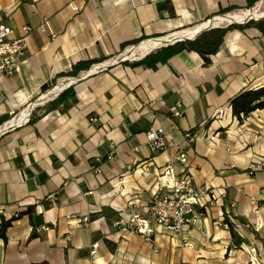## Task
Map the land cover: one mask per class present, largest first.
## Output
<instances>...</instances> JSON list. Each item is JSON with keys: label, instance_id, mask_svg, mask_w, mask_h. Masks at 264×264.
<instances>
[{"label": "crops", "instance_id": "crops-1", "mask_svg": "<svg viewBox=\"0 0 264 264\" xmlns=\"http://www.w3.org/2000/svg\"><path fill=\"white\" fill-rule=\"evenodd\" d=\"M248 4L0 0V23L14 38L26 26L48 27L27 37L24 63L0 83V132L15 127L0 137V224L30 206L44 222L33 240L29 216L13 223L7 241L0 235V264H250L253 248L264 264L255 236L264 239V226L256 227L264 225V167L252 170L264 163V110L240 122L230 107L241 91L264 86V33L229 31L209 65L189 51L157 69L116 62L143 45L154 52L161 39L190 37L221 10ZM88 61L104 62L68 77ZM74 79L76 103L50 110ZM151 132L166 137L164 150L152 149ZM181 151L188 163L178 171L208 191L200 220L180 234L154 225L151 242L117 230V220L147 213L162 169ZM226 217L241 226L240 247Z\"/></svg>", "mask_w": 264, "mask_h": 264}, {"label": "built area", "instance_id": "built-area-1", "mask_svg": "<svg viewBox=\"0 0 264 264\" xmlns=\"http://www.w3.org/2000/svg\"><path fill=\"white\" fill-rule=\"evenodd\" d=\"M256 7L254 8V10ZM77 10V8H75ZM231 15H225L228 17ZM221 17L209 23L202 29L208 31L220 28L223 23H217ZM228 26L230 25L229 22ZM36 30L47 32V25L39 28H32L29 26L23 27L24 36L21 38H14V31L3 23H0V83L6 78L13 77L19 70V66L24 63V56L27 51V37ZM201 30V29H199ZM197 30L196 33L199 31ZM195 33V34H196ZM193 36V35H192ZM190 36V37H192ZM180 36H173L167 39H161L163 42L157 48L167 47L164 42H171V45L176 43L175 39ZM170 46V45H169ZM134 53V52H133ZM131 53L129 56L125 55L120 59L125 62H136L150 53L140 55L138 52ZM54 89V88H53ZM51 89V91L53 90ZM182 104L176 103L173 109V115L178 118L182 115ZM221 115V113H220ZM187 138H191L188 134ZM148 141L152 149L162 151L167 147L166 137L158 132H151L148 134ZM114 154L112 153L111 156ZM188 163V153L181 151L175 158H172L167 165L162 169L159 175L153 193V198L148 206L147 213L142 215L140 213H132L126 219L121 218L114 223V227L123 233H135L143 236L147 241H152L155 230L154 225L160 226L171 233L180 234L186 227L195 225L201 218V209L204 207L202 198L208 195V191L204 188H197L194 178L186 169L178 171L177 167L185 166ZM264 167V163L256 165L252 168L253 171H259ZM231 222L235 223L234 219L230 217ZM264 225L261 222L256 223L257 228H262ZM225 227L229 229V225ZM241 226L235 225L236 229ZM188 245V244H187ZM94 248H97L95 245ZM95 252L93 251L92 254ZM250 264H260L259 257L255 248L250 250Z\"/></svg>", "mask_w": 264, "mask_h": 264}, {"label": "trees", "instance_id": "trees-1", "mask_svg": "<svg viewBox=\"0 0 264 264\" xmlns=\"http://www.w3.org/2000/svg\"><path fill=\"white\" fill-rule=\"evenodd\" d=\"M259 0H248L249 7L251 8ZM231 12L230 10H221L220 14L224 15ZM243 21H239L241 23ZM248 28H257L262 33H264V19L260 21L252 20L245 25H229L226 27L215 28L210 31L204 32L195 40H187L178 42L174 45L163 47L157 49L156 51L150 53L143 59L130 63L128 61L123 62L125 65H130L133 67L146 66L151 69H157L158 65L166 64L172 57L184 52H197L205 61L206 65H209L211 62L210 57L215 55L224 42V38L229 31L232 30H245ZM140 41H135L133 44H138ZM104 61H88L84 63H79L74 66L73 70L68 74V77H78L81 72L89 71L93 65L101 63ZM50 86L45 85L42 89L43 92H46ZM76 94L73 87H70L64 91L56 100L53 101L51 109L54 110L57 106L65 102V104H74L76 103ZM68 105H65L67 107ZM230 107L232 109L233 116L236 117L240 122L248 118L252 113L257 110H264V86L258 89H249L243 90L233 99L230 100ZM34 121L32 118L30 122ZM2 122L0 121V125ZM23 216H29L31 225L33 226V231L30 236V240L36 239L39 237L37 233V227L44 224L41 215H37L36 206H30L26 211L20 213L19 215L14 216L10 220H3L0 224V235L7 241V230L13 225V223L22 218ZM226 223L229 225V230L232 235V239L235 242L237 247H240L245 241L241 239L235 228L236 224L231 222L230 217H226ZM240 225V224H239ZM255 236L260 242L264 244V239H261L257 233Z\"/></svg>", "mask_w": 264, "mask_h": 264}, {"label": "water", "instance_id": "water-1", "mask_svg": "<svg viewBox=\"0 0 264 264\" xmlns=\"http://www.w3.org/2000/svg\"><path fill=\"white\" fill-rule=\"evenodd\" d=\"M253 10H254V8H252L250 11H253ZM221 17L226 18L225 15H222ZM261 18L264 19V15ZM252 20L259 21L260 19H256V18L250 17V18L245 19V21H243L241 23H238L236 21L229 20V24L230 25H245V24H247L248 22H250ZM211 23H209L210 26H211ZM207 31H208V29H201L196 34H194L192 37H180V38L175 39V42L174 43H178V42H182V41H187V40H190V41L195 40L197 37H199L201 34H203L204 32H207ZM172 42L173 41H171V42H164L163 45L164 46H166V45L169 46V45H171ZM127 56H129V55H127ZM116 62H117V64H119V63H123L125 61L123 59H119ZM108 68H109V66H103V67H101L99 69V71H104V70H107ZM76 82H78V80H75V79L72 80L70 82V84L68 85V88H70L73 85V83H76ZM63 88L65 90L66 89V86H64ZM14 128L15 127H10L8 129H6L5 131L0 132V137L3 136V135H5L6 133L12 131Z\"/></svg>", "mask_w": 264, "mask_h": 264}, {"label": "bare ground", "instance_id": "bare-ground-1", "mask_svg": "<svg viewBox=\"0 0 264 264\" xmlns=\"http://www.w3.org/2000/svg\"><path fill=\"white\" fill-rule=\"evenodd\" d=\"M264 15L259 13L258 10H253V11H246L244 13H241V14H234V15H231V16H228L226 18L224 17H221L219 19V21H217V23H225V22H229V20L231 21H236V22H239V21H245V19L247 18H250V17H253V18H260ZM184 34V33H183ZM160 42H156L153 44V48L154 47H158L160 45L161 42H163V40H159ZM143 47V48H142ZM141 49L137 50V52L140 54V55H145L147 53H149L151 50V47H149V45H143L140 47ZM158 49V48H157ZM133 53V52H132ZM136 52H134L133 54H135ZM131 54V53H130Z\"/></svg>", "mask_w": 264, "mask_h": 264}, {"label": "rangeland", "instance_id": "rangeland-1", "mask_svg": "<svg viewBox=\"0 0 264 264\" xmlns=\"http://www.w3.org/2000/svg\"><path fill=\"white\" fill-rule=\"evenodd\" d=\"M256 7V9L255 10H258V12L259 13H261V14H263L264 13V0H261V1H259V3H257L253 8H255ZM251 10V8H248V9H246V10H244V11H239V12H235V13H231V14H225V15H234V14H241V13H244V12H246V11H250ZM263 17V16H262ZM261 18V17H260ZM260 18H256V19H260ZM222 27H226V26H228V23L227 22H225V23H223L222 25H221ZM159 49V48H158ZM157 49H155L154 51H156Z\"/></svg>", "mask_w": 264, "mask_h": 264}]
</instances>
